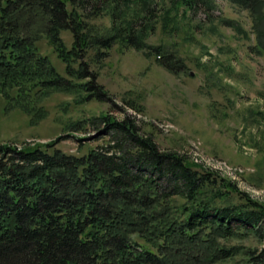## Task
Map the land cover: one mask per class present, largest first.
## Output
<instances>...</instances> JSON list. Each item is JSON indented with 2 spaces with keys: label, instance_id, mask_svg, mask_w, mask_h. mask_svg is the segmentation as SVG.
Returning <instances> with one entry per match:
<instances>
[{
  "label": "trees",
  "instance_id": "16d2710c",
  "mask_svg": "<svg viewBox=\"0 0 264 264\" xmlns=\"http://www.w3.org/2000/svg\"><path fill=\"white\" fill-rule=\"evenodd\" d=\"M236 1L252 11L264 2ZM157 3L0 0V92L25 109L30 95L44 97L51 89L105 101L84 59L91 49L106 55L118 41L155 53L179 72L182 60L147 40L156 28ZM108 13L110 33L99 32L92 19ZM263 18L254 22L261 54ZM63 30L72 32L71 47ZM43 39L69 75L87 81L61 74L41 53ZM89 126L109 139L83 156L54 143L0 145V264H264V246L229 243L254 239L264 245V203L178 152L162 151L131 115L95 116L74 129Z\"/></svg>",
  "mask_w": 264,
  "mask_h": 264
},
{
  "label": "rangeland",
  "instance_id": "374dc122",
  "mask_svg": "<svg viewBox=\"0 0 264 264\" xmlns=\"http://www.w3.org/2000/svg\"><path fill=\"white\" fill-rule=\"evenodd\" d=\"M155 1L159 16L147 40L175 53L184 63L179 72L155 53L119 41L106 55L91 49L84 60L107 99L85 101L80 91L51 89L44 97L30 95L25 109L0 92V145L54 143L55 149L83 156L109 138L91 126L74 129L77 122L131 115L162 151L178 152L264 203V54L255 49L254 26L264 17V2L252 11L236 0ZM92 22L110 33L109 13ZM61 36L71 47L72 32L63 30ZM40 47L61 74L87 81L68 74L46 39ZM229 243L264 246L254 239Z\"/></svg>",
  "mask_w": 264,
  "mask_h": 264
}]
</instances>
